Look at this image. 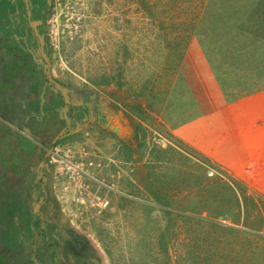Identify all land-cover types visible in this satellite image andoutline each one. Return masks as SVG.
Returning a JSON list of instances; mask_svg holds the SVG:
<instances>
[{"label":"rangeland","instance_id":"rangeland-1","mask_svg":"<svg viewBox=\"0 0 264 264\" xmlns=\"http://www.w3.org/2000/svg\"><path fill=\"white\" fill-rule=\"evenodd\" d=\"M60 1V24L48 26L51 71L111 98L122 127L103 132L99 150L114 162L100 175L123 194L77 213L4 193L0 264H40L60 218L96 250L90 264H264V182L223 171L164 123L166 98L197 88L201 67L218 78L255 66L264 74V0ZM50 207L47 226L35 216Z\"/></svg>","mask_w":264,"mask_h":264},{"label":"crops","instance_id":"crops-1","mask_svg":"<svg viewBox=\"0 0 264 264\" xmlns=\"http://www.w3.org/2000/svg\"><path fill=\"white\" fill-rule=\"evenodd\" d=\"M231 71L224 70L218 78L207 66L199 68L195 72L201 78L197 88L184 97L169 94L166 98L164 123L171 136L223 171L250 173L253 181L264 182V77L260 78L264 74L256 66ZM14 94L0 83V196L10 191L8 197L20 199L28 192L35 197V210H44L46 199L54 194L43 163L47 149L63 137L62 108L55 102L34 110L22 101H13ZM103 136L102 131L89 128L71 138L84 139L99 149ZM95 138L100 140L94 142ZM54 200L60 212L61 206Z\"/></svg>","mask_w":264,"mask_h":264},{"label":"flooded vegetation","instance_id":"flooded-vegetation-1","mask_svg":"<svg viewBox=\"0 0 264 264\" xmlns=\"http://www.w3.org/2000/svg\"><path fill=\"white\" fill-rule=\"evenodd\" d=\"M63 5V0L58 3L61 8ZM55 6L56 0H0V83L16 92L14 98L11 96L13 101H22L34 110L55 102L60 105V116L65 122L62 139L89 128L120 136L122 126L109 96L94 88L76 86L52 73L48 26L51 21L60 24L53 13ZM43 165L48 182L46 159ZM52 201L56 202L54 197L46 199L44 209ZM52 207L58 209L54 204ZM48 213L51 207L46 213L37 212L35 219L48 226L54 221L48 218ZM62 219L60 223L56 220L51 223L54 228L49 231L47 241L49 239V247L55 251L48 249V255L43 256L40 264H90L89 260L98 256L96 250L85 236ZM14 226L15 231L17 227ZM55 237L61 241H56ZM30 246L32 242L26 241L25 247Z\"/></svg>","mask_w":264,"mask_h":264},{"label":"built area","instance_id":"built-area-1","mask_svg":"<svg viewBox=\"0 0 264 264\" xmlns=\"http://www.w3.org/2000/svg\"><path fill=\"white\" fill-rule=\"evenodd\" d=\"M113 162L80 139L65 138L52 144L47 149L46 163L51 189L61 208L75 206L77 213H83L84 208L96 212L108 209L111 193L123 194L100 175Z\"/></svg>","mask_w":264,"mask_h":264},{"label":"trees","instance_id":"trees-1","mask_svg":"<svg viewBox=\"0 0 264 264\" xmlns=\"http://www.w3.org/2000/svg\"><path fill=\"white\" fill-rule=\"evenodd\" d=\"M260 264H262V263H260Z\"/></svg>","mask_w":264,"mask_h":264},{"label":"water","instance_id":"water-1","mask_svg":"<svg viewBox=\"0 0 264 264\" xmlns=\"http://www.w3.org/2000/svg\"><path fill=\"white\" fill-rule=\"evenodd\" d=\"M57 141V140H56Z\"/></svg>","mask_w":264,"mask_h":264}]
</instances>
